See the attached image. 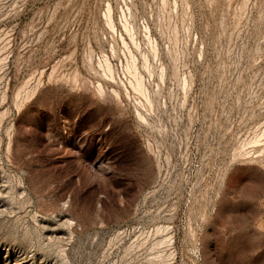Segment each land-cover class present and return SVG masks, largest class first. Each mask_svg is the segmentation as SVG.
Instances as JSON below:
<instances>
[{"label": "rangeland", "instance_id": "obj_1", "mask_svg": "<svg viewBox=\"0 0 264 264\" xmlns=\"http://www.w3.org/2000/svg\"><path fill=\"white\" fill-rule=\"evenodd\" d=\"M0 264H264V0H0Z\"/></svg>", "mask_w": 264, "mask_h": 264}, {"label": "bare ground", "instance_id": "obj_2", "mask_svg": "<svg viewBox=\"0 0 264 264\" xmlns=\"http://www.w3.org/2000/svg\"><path fill=\"white\" fill-rule=\"evenodd\" d=\"M108 66H109V64H108ZM111 70H112V69H111ZM111 70H110V71H111ZM108 71H109V69H108ZM109 73H110V72H109ZM99 90H100V89H99ZM103 92H104V91H103Z\"/></svg>", "mask_w": 264, "mask_h": 264}]
</instances>
